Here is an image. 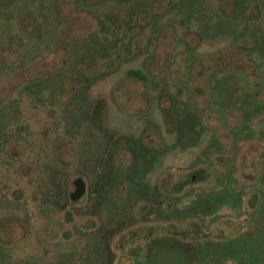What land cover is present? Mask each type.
Listing matches in <instances>:
<instances>
[{"label":"rangeland","instance_id":"1","mask_svg":"<svg viewBox=\"0 0 264 264\" xmlns=\"http://www.w3.org/2000/svg\"><path fill=\"white\" fill-rule=\"evenodd\" d=\"M190 220L234 236L117 247ZM0 235V264H264V0H0Z\"/></svg>","mask_w":264,"mask_h":264},{"label":"trees","instance_id":"2","mask_svg":"<svg viewBox=\"0 0 264 264\" xmlns=\"http://www.w3.org/2000/svg\"><path fill=\"white\" fill-rule=\"evenodd\" d=\"M200 72H202V70H200ZM129 73L143 79L148 78L146 71L140 68L130 69ZM194 89L198 90V87H195ZM209 174V170L206 171V173H202L201 178L203 179V181H205V177H207ZM172 175L173 173H167V175L161 181V186L166 191H169L171 193L180 192L187 184V175H180L181 177L174 176L173 179L171 178ZM253 197L251 198L250 203H254L256 201V198ZM227 229L230 228L219 227L216 232L215 230H206L204 226L196 220H190L183 224H177L174 222H155L151 224L145 223L132 227L131 230L126 232L122 237H120L117 241V247L124 249V247H127V245L129 244L138 242L142 239H148L154 235L162 234L177 236L179 238H182L183 240L189 241L202 240L210 236H213L216 239H226L234 236L233 233H229ZM7 240V237L0 235L1 245H4Z\"/></svg>","mask_w":264,"mask_h":264},{"label":"water","instance_id":"3","mask_svg":"<svg viewBox=\"0 0 264 264\" xmlns=\"http://www.w3.org/2000/svg\"><path fill=\"white\" fill-rule=\"evenodd\" d=\"M73 183L75 187L70 192V197L72 200H78L87 191V182L83 176L79 175L74 178Z\"/></svg>","mask_w":264,"mask_h":264}]
</instances>
